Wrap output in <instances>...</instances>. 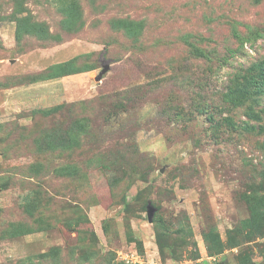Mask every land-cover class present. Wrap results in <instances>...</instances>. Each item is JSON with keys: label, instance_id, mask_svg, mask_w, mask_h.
Here are the masks:
<instances>
[{"label": "rangeland", "instance_id": "rangeland-1", "mask_svg": "<svg viewBox=\"0 0 264 264\" xmlns=\"http://www.w3.org/2000/svg\"><path fill=\"white\" fill-rule=\"evenodd\" d=\"M25 15L48 34L16 40ZM249 27L264 0H0V264H264V104L224 96L264 36L220 64ZM76 56L95 71L23 81Z\"/></svg>", "mask_w": 264, "mask_h": 264}, {"label": "trees", "instance_id": "trees-1", "mask_svg": "<svg viewBox=\"0 0 264 264\" xmlns=\"http://www.w3.org/2000/svg\"><path fill=\"white\" fill-rule=\"evenodd\" d=\"M68 12L70 16L65 21L66 26H70L71 22L73 21L72 14L75 12V7L72 6ZM15 23V36L18 41H20L26 35H35L38 36V38L42 39L48 34L45 26L37 21H32L29 15L17 17L15 19ZM114 27L125 29L127 34L130 36H137L139 34V30L142 28V24L128 19H117L114 21ZM232 34L240 41V46L235 49H229L228 55L223 58L220 64L229 62L230 58L241 54L245 49L244 47H251V45L254 44L259 38L264 36V34H262L259 30L253 29V27L247 28V31L244 35H242V33L238 29L234 28ZM248 43H250V45ZM209 54H211L210 51H207L200 47L196 48V55L198 57L209 59ZM78 59L79 57L76 56L66 62L55 64L44 72L36 74L32 77L30 76L28 79L29 81H35L38 78H57L79 72H87L97 68L92 66H79ZM11 82L12 80L8 81V79L4 82L0 81V89L9 86ZM229 83L227 93L224 95L228 97L227 103L234 105L238 104L241 106L244 105L246 103V100L249 98L255 99L256 104H264V56L253 61L245 68L238 67L237 71L231 76ZM61 107L62 104L56 105L53 109L47 111L46 113L57 111ZM250 116L254 118V120H257L259 122L257 125V130L259 132H264V110L258 108V111H253ZM225 120V124H232V120L230 119V117H226ZM220 125H218L217 127H220ZM252 128V126H246L245 130H250ZM63 142V138H49L47 144L54 147L56 144H63ZM251 211L252 216L245 222L256 226L258 233L257 236H264V211L259 212L256 207H251ZM256 212L259 216L256 214ZM209 236L207 239H209ZM211 236L218 244V246L215 248V251L213 252H217L219 249L221 250L222 243H220L219 235L217 233H213L211 234ZM209 247L211 246L209 245Z\"/></svg>", "mask_w": 264, "mask_h": 264}, {"label": "crops", "instance_id": "crops-1", "mask_svg": "<svg viewBox=\"0 0 264 264\" xmlns=\"http://www.w3.org/2000/svg\"><path fill=\"white\" fill-rule=\"evenodd\" d=\"M15 38H16V36H15ZM17 40V39H16ZM74 58V57H73ZM72 59V58H71ZM68 60H70V59H68ZM68 60H65V61H61V62H57V63H54V64H52V65H50L49 67H47V68H45V69H43L42 71H40V72H44L45 70H47V69H49L51 66H53V65H55V64H59V63H63V62H66V61H68ZM90 71H95V69H93V70H90ZM90 71H87V72H79V73H75V74H70V75H65V76H61V77H57V78H42V79H40V80H43V81H49V80H53V79H63V78H66V77H70V76H75V75H80V74H88ZM31 75L29 74V75H25L24 76V78H23V81L26 83V82H28V83H32V82H36V81H29V77H30ZM39 81V80H38ZM12 86H14V85H9V86H7V87H4V88H6L5 89V91H8V90H12L13 89V87ZM8 87H12V88H8ZM3 89V88H2Z\"/></svg>", "mask_w": 264, "mask_h": 264}, {"label": "water", "instance_id": "water-1", "mask_svg": "<svg viewBox=\"0 0 264 264\" xmlns=\"http://www.w3.org/2000/svg\"><path fill=\"white\" fill-rule=\"evenodd\" d=\"M109 68H110L109 62H103L102 63V70L99 72V74L97 75L96 79L97 80H101L103 74H105L109 70ZM155 211H156V209L154 208V206L149 204L148 205V220L150 222L153 221Z\"/></svg>", "mask_w": 264, "mask_h": 264}]
</instances>
